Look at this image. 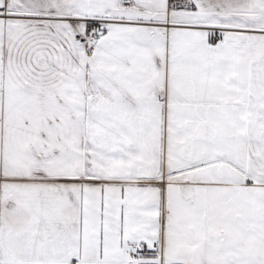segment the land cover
<instances>
[{
	"label": "snow or ice",
	"instance_id": "6c2138e0",
	"mask_svg": "<svg viewBox=\"0 0 264 264\" xmlns=\"http://www.w3.org/2000/svg\"><path fill=\"white\" fill-rule=\"evenodd\" d=\"M0 264H264V0H0Z\"/></svg>",
	"mask_w": 264,
	"mask_h": 264
}]
</instances>
